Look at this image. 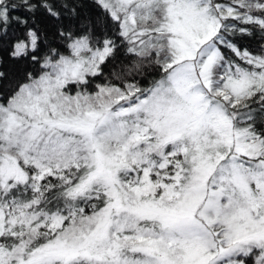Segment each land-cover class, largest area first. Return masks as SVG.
Masks as SVG:
<instances>
[{
  "label": "snow or ice",
  "instance_id": "obj_1",
  "mask_svg": "<svg viewBox=\"0 0 264 264\" xmlns=\"http://www.w3.org/2000/svg\"><path fill=\"white\" fill-rule=\"evenodd\" d=\"M0 264H264V0H0Z\"/></svg>",
  "mask_w": 264,
  "mask_h": 264
}]
</instances>
